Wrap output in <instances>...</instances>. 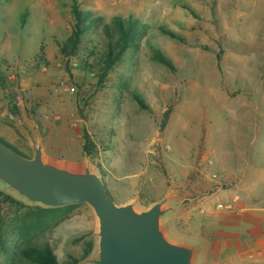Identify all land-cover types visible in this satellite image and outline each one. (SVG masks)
<instances>
[{
    "label": "rangeland",
    "instance_id": "obj_1",
    "mask_svg": "<svg viewBox=\"0 0 264 264\" xmlns=\"http://www.w3.org/2000/svg\"><path fill=\"white\" fill-rule=\"evenodd\" d=\"M74 4L90 13L83 24L98 21L66 55ZM115 19L136 21L141 33L109 67L104 29ZM113 36L114 43L117 31ZM263 72L264 0H0V140L31 156L29 139L41 135L49 156L81 162L87 134L104 181L113 174L123 190L140 192L134 197L143 205L171 185L174 148L203 129L212 89ZM141 169L145 175L136 174ZM154 173V182L142 181ZM163 178L167 189L158 197ZM24 206L0 196V264H33L21 255L32 246L50 247L59 264L88 256L94 220L87 205ZM226 213L205 216L187 201L177 229L208 242L202 264H264V237L249 234L242 213Z\"/></svg>",
    "mask_w": 264,
    "mask_h": 264
},
{
    "label": "water",
    "instance_id": "obj_2",
    "mask_svg": "<svg viewBox=\"0 0 264 264\" xmlns=\"http://www.w3.org/2000/svg\"><path fill=\"white\" fill-rule=\"evenodd\" d=\"M28 144L31 156L0 140V192L44 210L87 205L94 220L93 246L77 264L203 263L208 242L176 225L192 198L178 200V189L170 185L149 205L139 197L117 203L87 152L83 161L74 162L49 156L41 135Z\"/></svg>",
    "mask_w": 264,
    "mask_h": 264
},
{
    "label": "crops",
    "instance_id": "obj_3",
    "mask_svg": "<svg viewBox=\"0 0 264 264\" xmlns=\"http://www.w3.org/2000/svg\"><path fill=\"white\" fill-rule=\"evenodd\" d=\"M212 90L211 99L201 110L203 129L189 132L174 148L168 182L178 189V195L192 198L190 204L205 216L226 215L217 206L233 203L248 221L249 234L264 237V72ZM144 173L141 169L136 174ZM155 176L158 174L142 181L149 184ZM114 178L109 173L105 183L118 202L140 195L139 191L123 190ZM121 178L124 182L130 179L129 174ZM139 182L128 181L131 186ZM165 183L163 178L156 196L167 189L163 188Z\"/></svg>",
    "mask_w": 264,
    "mask_h": 264
},
{
    "label": "trees",
    "instance_id": "obj_4",
    "mask_svg": "<svg viewBox=\"0 0 264 264\" xmlns=\"http://www.w3.org/2000/svg\"><path fill=\"white\" fill-rule=\"evenodd\" d=\"M73 13L75 18V26L73 28L72 35L70 36L68 40V45L64 44L61 47V51L66 53L68 55L69 53H73L77 46L81 43L82 37L86 32L89 31V29L92 27L94 22H97L98 19L91 20L87 22V24L84 21L89 19L90 13H83L77 5L74 4L73 6ZM25 22V21H24ZM114 28H111V25H106L104 32L107 36V39L109 40V67H111L114 63H116L122 55L126 52L128 47L131 45L132 42L138 37V34L141 33L137 30V22L133 20H122V19H115L113 21ZM117 31L118 38L116 42L113 43L114 33ZM143 31V30H142ZM172 37H176L174 34L168 33ZM156 58L163 63L164 65L170 67L171 69L174 68V65L172 62L164 56L160 52H156ZM135 100L139 103L141 108L148 109L145 103L143 102L142 98L140 96H135ZM169 117V112H165V118L167 119ZM85 143L83 145L84 152H87L88 154H91V148H90V139L87 134H85ZM0 196H3L5 202L12 204L16 207H22L25 206L21 204L20 202L15 201L9 196H6L2 193H0ZM38 211L46 212V210H43L41 208H36ZM92 249V243H89L88 245V253H90ZM21 255L24 259L27 261L33 263V264H59L58 259L56 255L53 253L52 249L48 246L46 247H28L21 251ZM77 260H73L70 262H67L65 264H77Z\"/></svg>",
    "mask_w": 264,
    "mask_h": 264
},
{
    "label": "built area",
    "instance_id": "obj_5",
    "mask_svg": "<svg viewBox=\"0 0 264 264\" xmlns=\"http://www.w3.org/2000/svg\"><path fill=\"white\" fill-rule=\"evenodd\" d=\"M217 210L220 212H229L240 215L242 213L241 209L236 208L233 203H222L217 206Z\"/></svg>",
    "mask_w": 264,
    "mask_h": 264
}]
</instances>
